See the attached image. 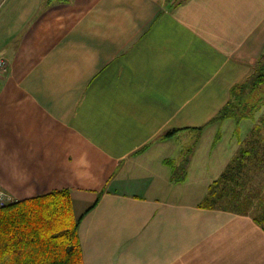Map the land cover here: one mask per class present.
Segmentation results:
<instances>
[{"label":"crops","instance_id":"obj_1","mask_svg":"<svg viewBox=\"0 0 264 264\" xmlns=\"http://www.w3.org/2000/svg\"><path fill=\"white\" fill-rule=\"evenodd\" d=\"M263 54L264 0H0L1 187L69 189L85 264H264L250 214L200 206Z\"/></svg>","mask_w":264,"mask_h":264},{"label":"trees","instance_id":"obj_2","mask_svg":"<svg viewBox=\"0 0 264 264\" xmlns=\"http://www.w3.org/2000/svg\"><path fill=\"white\" fill-rule=\"evenodd\" d=\"M226 119L236 122L240 147L209 185L200 206L250 214L264 227V54L251 76L232 86L230 98L211 122ZM246 119L254 123L243 137L240 124ZM82 216L75 215L67 188L1 206L0 264H85L79 238Z\"/></svg>","mask_w":264,"mask_h":264},{"label":"rangeland","instance_id":"obj_3","mask_svg":"<svg viewBox=\"0 0 264 264\" xmlns=\"http://www.w3.org/2000/svg\"><path fill=\"white\" fill-rule=\"evenodd\" d=\"M260 114H261V112L257 114L258 115L257 117H259ZM215 123H217V124H215L216 126H214V129L211 131V133L207 134V131H206V133L204 134V139H205V137L209 136V137H211V140L213 141V144H216L215 145V149L213 151V155H214L213 159H215V161H214V164L213 163L212 164L214 165L215 171L217 173V170L221 169L222 166H223V162L222 161H225V160L227 161L230 158V156H232V158H233L235 156V154L237 153V151H238V149L240 147V144L238 142L237 136L235 135V129H236L237 125H236V122L233 119H226V121H224V123L223 122H219V121H216ZM253 123L254 122L252 120H250V119H246V120H243L241 122L240 128H241V132H242L243 137H245L247 132L250 131L251 127L253 126ZM196 131H198L199 134H202L205 131V128H199ZM218 133H221V138L217 140ZM213 135H215L214 139H213ZM207 148H209L208 145L207 146H203L202 145L200 147L199 153L200 154L205 153V150H207ZM191 149H192V147L189 150L185 149V151H184L185 157H184V160L182 162L183 169H184L185 166L187 168L188 163H190L189 155L191 153V151H190ZM185 162H186V164H185ZM227 164L225 165V168H226ZM194 180H196V179H194ZM249 185L253 186L251 183ZM176 194L179 196V191H177ZM188 198H192V196L190 195ZM204 198H202V200Z\"/></svg>","mask_w":264,"mask_h":264},{"label":"built area","instance_id":"obj_4","mask_svg":"<svg viewBox=\"0 0 264 264\" xmlns=\"http://www.w3.org/2000/svg\"><path fill=\"white\" fill-rule=\"evenodd\" d=\"M9 70V61L5 56L0 55V79L2 75L7 73ZM12 201H15V199L8 194L4 188L0 185V207L4 206Z\"/></svg>","mask_w":264,"mask_h":264}]
</instances>
